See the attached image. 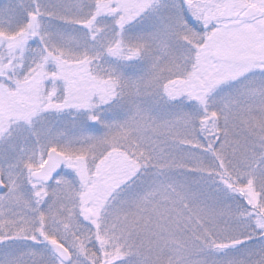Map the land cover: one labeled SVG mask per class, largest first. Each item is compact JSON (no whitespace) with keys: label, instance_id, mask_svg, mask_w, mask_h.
I'll use <instances>...</instances> for the list:
<instances>
[{"label":"snow or ice","instance_id":"1","mask_svg":"<svg viewBox=\"0 0 264 264\" xmlns=\"http://www.w3.org/2000/svg\"><path fill=\"white\" fill-rule=\"evenodd\" d=\"M0 264H264V0H0Z\"/></svg>","mask_w":264,"mask_h":264}]
</instances>
